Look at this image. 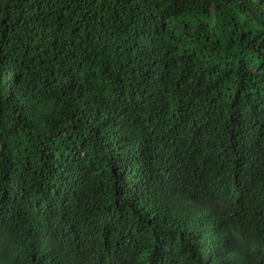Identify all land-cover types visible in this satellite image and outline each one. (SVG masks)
Masks as SVG:
<instances>
[{
  "label": "trees",
  "instance_id": "16d2710c",
  "mask_svg": "<svg viewBox=\"0 0 264 264\" xmlns=\"http://www.w3.org/2000/svg\"><path fill=\"white\" fill-rule=\"evenodd\" d=\"M0 264H264V0H0Z\"/></svg>",
  "mask_w": 264,
  "mask_h": 264
}]
</instances>
